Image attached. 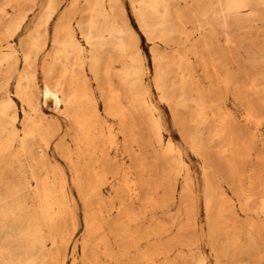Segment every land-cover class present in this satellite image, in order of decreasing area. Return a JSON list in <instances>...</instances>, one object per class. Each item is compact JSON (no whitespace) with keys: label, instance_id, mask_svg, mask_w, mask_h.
Masks as SVG:
<instances>
[{"label":"bare ground","instance_id":"bare-ground-1","mask_svg":"<svg viewBox=\"0 0 264 264\" xmlns=\"http://www.w3.org/2000/svg\"><path fill=\"white\" fill-rule=\"evenodd\" d=\"M60 1L0 0V264H66L68 254L70 264H206L203 255L195 260L189 252L191 240L186 236L188 226L197 229L198 223L197 199L190 197L191 169L183 147L163 136L162 113L145 80L149 69L139 33L125 7L106 0H84V5L71 0L61 7ZM190 1L188 7L180 0H130V4L148 39L164 40L173 34L188 42L171 54L151 48V81L188 147L201 160L203 209L217 263L231 259L245 264L239 257L245 251L240 239L255 248L264 235V183L258 191L251 188L252 139L257 137L264 145V138L251 136L250 127L257 117L251 91H264V53L251 57V72H240L233 52L223 50L219 40L231 46L247 20L254 25L251 44L264 38L260 25L264 0ZM187 22L192 23L193 34L186 31ZM23 30L25 34L15 41ZM37 72L43 79L41 87L36 84ZM11 77L15 89L10 94L6 86ZM96 91L104 112L97 107ZM227 91L243 102L241 119L223 110ZM13 94L21 101V127L16 124ZM37 97L44 105L49 101L67 121L69 136L57 147L83 208L79 255L77 244L70 253L67 248L75 232L77 207L67 175L47 162L37 144L47 143L59 125L43 117ZM110 119L122 134L120 152ZM205 145L213 146L214 155ZM147 147L152 162L146 159ZM254 153L264 161L263 154ZM155 161L165 172L159 173ZM156 173L162 175L158 181ZM162 180L174 189L180 184V199L174 202L167 193L157 205ZM107 182L109 198L102 190ZM222 182L232 188L237 202L226 194ZM170 206L185 217L173 232L149 213L160 209L169 214ZM223 232L226 248L217 250ZM174 248L178 254H171Z\"/></svg>","mask_w":264,"mask_h":264},{"label":"rangeland","instance_id":"rangeland-1","mask_svg":"<svg viewBox=\"0 0 264 264\" xmlns=\"http://www.w3.org/2000/svg\"><path fill=\"white\" fill-rule=\"evenodd\" d=\"M179 1V0H177ZM39 3H45L47 0H38ZM61 7L67 6L71 2V0H61ZM106 2H111V3H118L120 5H123L126 10V15L128 20L131 22L132 26L136 29V31L139 33L140 37V45H141V53L143 55V58L145 60V64L147 65L149 69V73L146 76L145 75V80L149 84V89L151 90V98L154 101V103L159 107L162 113V120H163V136L166 138L168 136H171L177 143H179L183 147V155L184 159L188 162V165L191 169V174H192V179H193V186H192V192L190 194L191 198L197 199V215H198V223H197V229H193V227L188 226V230L186 231V236L189 237L191 240V244L189 246V252H192L195 260L199 255H203L205 257V262L206 264H218L217 263V255L213 253L212 247L210 245V241L208 239V232H209V224L207 223L205 212L203 209V199H202V188H203V180L201 177V160L198 155H196L189 147L188 144L186 143L185 138H183L182 135V130L177 122L173 120V114L171 113L170 107L162 102L159 97L158 93L153 86V83L151 81L152 74L154 71V64L151 59V48L154 47L157 51L164 52L166 54H171L173 52V48L181 49V47L185 44H188V42L184 39L183 36H173L172 35H167L166 39L164 40H150L146 37L145 33L142 31L141 28H139V25L136 21V18L134 16V13L132 11V7L130 4V0H106ZM180 3L185 6H189L191 1L190 0H180ZM79 5H84V0H79ZM252 25V26H251ZM261 27L264 28V23L260 24ZM192 23L187 22L186 23V31H190L191 34L194 33V29L192 28ZM254 28V25L251 23V20H247L245 22L244 27L236 32L235 36V41L231 46H228L223 39L219 40V43L221 44V48L223 50L231 51V53L236 61L237 64L239 65V71H249L251 72L252 67L254 66L253 63H251V57H261L264 53L263 48H264V38L259 37L258 42L256 44H251V30ZM254 31V29H253ZM25 31H21L18 33L15 37V41L19 40L25 33ZM79 35V33H78ZM174 37V39H170L171 37ZM195 36V35H193ZM222 38V36H221ZM165 41V42H164ZM247 42L250 43V46L247 44ZM263 47V48H262ZM259 66L260 64H256ZM264 67V63L262 64ZM87 76L89 78L90 84L95 88V82L90 78V73H87ZM204 77V76H203ZM43 82L42 76L39 72H37V78H36V84L38 87H41ZM7 90L10 91V94L13 92L15 89V82H14V77H11L7 86ZM3 90V89H2ZM225 96L223 98L222 106L223 110L231 112L237 119H241L243 114H244V105L243 102L239 99H236L231 92L227 91L224 92ZM1 95V92H0ZM15 98V103H16V111L19 116L18 121L16 122L18 127H21V117H22V111H21V101L19 98L12 95ZM260 98L264 99V91H258L255 93L254 91H251V107L253 108L254 112L256 113V118L251 120V136L253 133L259 135V137L264 138V101L261 100L259 101ZM96 99H97V107L100 109V111L104 112V105L102 102L101 97L99 96L98 91H96ZM36 102L40 104L41 106V113L43 117H46L47 119H52L57 122L59 125V128L57 132H55L52 137L49 138L47 143L37 141V144L40 145V147L43 148V155L44 158L47 160L48 163L58 165L61 167L66 175H67V188L71 195L75 198L76 201V220L74 223L75 227V232L73 234V238L69 241L68 244V253L71 251V247L74 244H77L75 247V254L79 255L80 253V244H81V238L83 235V230L85 226V219H84V213H83V208L81 204V200L78 196V193L76 191V188L74 184L71 182V179L69 178V170H68V165L67 162L64 160V158L61 156L57 145L62 142V139L65 136H69L66 134L67 132V121L65 117L63 116L62 113L59 112V110L54 109L50 107V102H46V105L42 104L39 100V97L36 98ZM254 105V106H253ZM112 122L113 127L115 128L114 131L116 132V137L115 141L117 142V145L120 147L117 148L118 152H120L121 148V142H122V134L117 131V123L115 120L110 119ZM143 134H144V129H142ZM144 137V135L142 136ZM68 138V137H67ZM47 144V145H46ZM253 144V150L260 154L264 155V145L259 142L257 137L252 139ZM17 146V141L15 142V146H13V150H15ZM110 151L113 153L115 151L114 147L115 144L110 145ZM208 151H210L211 155H214L213 146L212 145H205L204 146ZM251 156V167L253 170H251V174L255 176V180L251 188L254 191H258L262 186V183H264V161H261L260 159L257 158L256 154L254 153ZM123 158H126L125 153H120ZM145 156L146 159H148L150 162L151 161V156L152 152L150 147H147L145 150ZM218 161L217 157L215 159ZM154 165H159V173L165 172V168L162 167V163L155 161ZM159 163V164H158ZM261 169V170H260ZM262 171V172H260ZM258 173V174H256ZM162 176L161 174L156 173L155 180H159V176ZM261 176V177H260ZM260 177V178H259ZM259 180V181H258ZM164 182L162 189L159 191L160 199L157 205H160L161 202L164 201L166 198L167 193L173 196V201L176 202L179 198V192H180V184L177 183L175 184V189L170 188L169 185L165 182V180H162ZM255 184V185H254ZM222 186L225 189L226 194L233 200V202H237L235 200V194L232 191L231 187H228V185L225 182H222ZM103 195L106 198H109L112 195L111 192V184L109 182L105 183L103 185ZM164 191V192H163ZM192 195V196H191ZM254 198V197H253ZM255 199V198H254ZM140 201L134 202V208H138ZM154 213V216L157 219L161 218V221L165 223L167 227H169V231L171 230L172 227V232L176 231L177 229V224L178 223H183L184 221V216L183 214L180 216L178 214L179 212L175 207L170 206V212L169 214H164L161 212L160 209H154L149 212ZM244 218V217H243ZM183 221V222H182ZM70 219H67V223L69 224ZM174 223V224H173ZM224 233L223 232L220 235L219 241L217 243V250L226 248L224 240ZM2 233H0L1 235ZM195 240L192 242V240ZM240 243H242L245 246V251H242V253L239 254L240 258H243L245 261V264H264V235H261L258 240L257 247L253 248L251 245V248L248 247L249 245L246 244L245 238L240 239ZM171 254H178V249H172ZM185 255V253H184ZM190 254H186V258H188ZM183 256V255H182ZM181 256V257H182ZM180 257V256H179ZM180 257V260H181ZM184 257V259L186 260ZM185 263L184 261H182ZM71 263V258L68 254V257L66 258V264ZM181 264V263H180ZM227 264H236V261H232L231 259L227 261Z\"/></svg>","mask_w":264,"mask_h":264}]
</instances>
